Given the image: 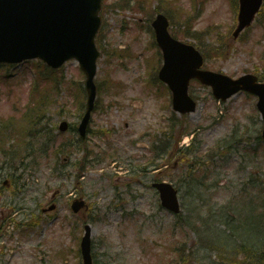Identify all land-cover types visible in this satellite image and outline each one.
Masks as SVG:
<instances>
[{"label": "rangeland", "instance_id": "1", "mask_svg": "<svg viewBox=\"0 0 264 264\" xmlns=\"http://www.w3.org/2000/svg\"><path fill=\"white\" fill-rule=\"evenodd\" d=\"M119 1L106 0L102 4L104 23L99 40L105 52L120 46L134 56L124 53L111 58L116 102L110 105V94L99 92L96 107L100 110L95 108L89 123L93 132L101 129L107 134L108 129L113 130L106 139L118 151L115 159L105 158L92 164L89 157L79 170L77 162L84 152L75 143L77 131L61 132L57 128L64 119L70 127L79 121L76 107L80 99L68 90L70 82L84 79L75 60L66 62L50 78L44 77L48 72L43 65L37 68L35 62L26 64L30 60L0 66V118L20 117L23 104L25 107L30 103L27 116H31L32 108L39 109L33 120L40 132H18L21 125L31 126L29 122L25 125L14 120L9 125L12 128L8 133L13 132L10 140L20 161L1 162L0 177L7 179L8 173L16 172L22 178L18 187H14L15 181L10 184L15 188L13 194L9 189L0 191V264H69L75 258V236L78 239L83 233V217L91 227V249L97 264H157L159 260L164 264L174 260L178 264H238L242 257L232 255L236 242H259L264 233L263 228H258L259 216L253 210L250 213L247 204L243 205L244 200L250 206L264 201V139L257 138L262 121L255 97L238 92L219 102L212 97L209 87L194 81L188 87L198 102L194 111L181 118L171 108L161 107L165 98L155 97L146 83L145 59L151 51L146 46L151 35L146 26L153 15L149 18L150 12H138L133 3L129 5L134 9L120 7ZM231 3L230 7L228 0H140L139 6L158 9L154 14L164 11L163 6L173 9V13L179 7L180 16L167 11L176 21L171 28L175 37L198 48L224 43L222 55L208 52V69L233 77L255 71L259 75L264 70V32L256 23L246 35L233 40L230 32L236 13L231 12ZM184 14L190 15L185 21L189 25L183 24ZM209 26L213 28L208 30ZM194 31L203 35L196 36ZM97 63L96 79L102 75L104 78L107 73L103 56ZM60 76L66 83L61 85ZM35 82L38 84L31 100ZM41 86L50 87L49 98L43 97L45 90ZM41 99L44 103L38 104ZM132 99H141L143 106L134 108ZM14 107L20 111H14ZM170 116L177 122L179 134L193 132V146L200 149L205 163L197 168L189 183L183 179L186 167L193 164L192 154L181 150L192 134L183 135L179 142L175 140V148L168 149L171 161L159 157L160 168L132 181V166L146 164L150 158L149 148L142 144L150 145V135ZM88 141L97 146L95 152L104 150L106 145L104 139L93 138L91 133ZM65 143L69 145L58 154L56 148ZM213 148L217 153L207 156ZM99 157L103 158V154ZM11 164L16 166L14 170L9 167ZM155 176L178 188V216L163 209L158 193L149 187ZM57 187L61 191L54 200L56 208L43 212ZM80 188L91 205L84 215L74 214L69 206L72 193L78 194ZM30 217L37 219L31 228L26 224ZM11 219L13 223L9 222ZM76 221L81 224L79 230L75 228ZM178 245H182L184 259L173 250ZM260 245L264 249V244ZM60 249L69 250L66 261L56 257Z\"/></svg>", "mask_w": 264, "mask_h": 264}, {"label": "water", "instance_id": "2", "mask_svg": "<svg viewBox=\"0 0 264 264\" xmlns=\"http://www.w3.org/2000/svg\"><path fill=\"white\" fill-rule=\"evenodd\" d=\"M239 22L233 35L250 25L260 0H240ZM100 0H0V60L18 61L28 56H40L48 64L59 66L69 57L79 60L86 74L87 89L86 112L79 124L82 136L95 98L93 82L96 70L93 36L99 25L98 16ZM166 18L158 15L153 22L156 38L164 50V64L160 68L159 77L167 82L173 92L174 108L180 112L193 110L195 102L187 95L188 78L197 76L203 83H211L214 95L227 98L238 88L250 89L259 97L258 108L262 110L264 121V84H257L256 77L248 74L237 80L229 79L221 74L197 69L202 62L200 54L193 46L180 43L169 37ZM66 121L59 126L65 130ZM264 134V128H263ZM160 192L162 205L173 212L178 210L176 190L168 182H154ZM82 201L74 200L72 207L78 211ZM87 227V226H86ZM90 229L87 227L82 236L80 249L84 264H92L90 260Z\"/></svg>", "mask_w": 264, "mask_h": 264}, {"label": "trees", "instance_id": "3", "mask_svg": "<svg viewBox=\"0 0 264 264\" xmlns=\"http://www.w3.org/2000/svg\"><path fill=\"white\" fill-rule=\"evenodd\" d=\"M259 17H260V24L264 25V8L261 9ZM41 101H42V99L40 101H38L37 103H41ZM34 110L38 111L39 109L35 108ZM30 127H31V130H32V128H33V124L32 123H31V126H21V127H19L18 128V132L29 131L28 128H30ZM34 134H37V132H34ZM263 206H264V204H263ZM258 216H259V219H260L259 222L261 224H264V212L260 213ZM245 250H246L247 256L251 257V254H252L251 247H247ZM255 260H256V262H254V263L251 262V261H248V260L239 261V262L242 263V264H264V250H261L259 252L258 257ZM176 264H177V262H176Z\"/></svg>", "mask_w": 264, "mask_h": 264}]
</instances>
